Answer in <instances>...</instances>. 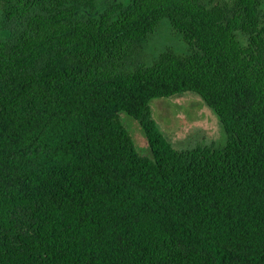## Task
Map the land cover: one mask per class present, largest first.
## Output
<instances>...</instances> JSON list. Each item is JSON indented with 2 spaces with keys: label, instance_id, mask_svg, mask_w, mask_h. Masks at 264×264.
<instances>
[{
  "label": "trees",
  "instance_id": "1",
  "mask_svg": "<svg viewBox=\"0 0 264 264\" xmlns=\"http://www.w3.org/2000/svg\"><path fill=\"white\" fill-rule=\"evenodd\" d=\"M0 264H264V0H0Z\"/></svg>",
  "mask_w": 264,
  "mask_h": 264
},
{
  "label": "rangeland",
  "instance_id": "2",
  "mask_svg": "<svg viewBox=\"0 0 264 264\" xmlns=\"http://www.w3.org/2000/svg\"><path fill=\"white\" fill-rule=\"evenodd\" d=\"M173 44V39L163 28L157 36L154 46L161 48ZM151 107L153 117L159 127L178 149L187 150L198 144H206L204 134H202V138L196 137L192 141L183 139L197 130L206 132L207 141H221L225 138L223 127L219 122H216L217 119L215 120L214 115L198 96L186 95L181 98L158 99L152 101ZM121 120L133 136L137 150L142 155L149 157L150 148L144 131L127 114H121Z\"/></svg>",
  "mask_w": 264,
  "mask_h": 264
}]
</instances>
